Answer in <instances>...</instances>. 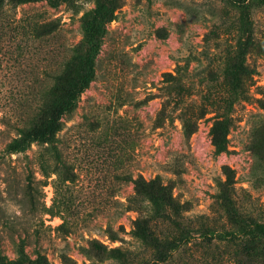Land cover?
I'll return each instance as SVG.
<instances>
[{
	"label": "rangeland",
	"instance_id": "rangeland-1",
	"mask_svg": "<svg viewBox=\"0 0 264 264\" xmlns=\"http://www.w3.org/2000/svg\"><path fill=\"white\" fill-rule=\"evenodd\" d=\"M259 223L263 4L0 0V264H264Z\"/></svg>",
	"mask_w": 264,
	"mask_h": 264
},
{
	"label": "trees",
	"instance_id": "trees-1",
	"mask_svg": "<svg viewBox=\"0 0 264 264\" xmlns=\"http://www.w3.org/2000/svg\"><path fill=\"white\" fill-rule=\"evenodd\" d=\"M261 4L264 5V0H258ZM221 124V121L216 122V124L213 126V142L214 144L220 148H224V138H220L219 135L217 134L216 130L217 127ZM226 174L228 176L229 180H232L234 178L233 171L230 166L225 167ZM258 230L261 232V234L264 236V223H259L258 224Z\"/></svg>",
	"mask_w": 264,
	"mask_h": 264
}]
</instances>
